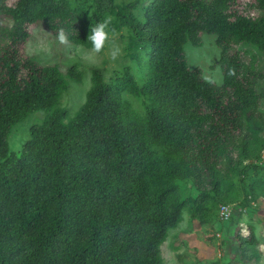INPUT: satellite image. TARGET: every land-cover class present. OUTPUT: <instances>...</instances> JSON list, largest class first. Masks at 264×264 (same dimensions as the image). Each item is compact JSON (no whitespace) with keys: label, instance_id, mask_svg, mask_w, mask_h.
<instances>
[{"label":"trees","instance_id":"16d2710c","mask_svg":"<svg viewBox=\"0 0 264 264\" xmlns=\"http://www.w3.org/2000/svg\"><path fill=\"white\" fill-rule=\"evenodd\" d=\"M251 5L264 10V0ZM110 8L113 0H97L80 15L67 0H0V264H162L160 244L182 219L178 180L192 183L197 212L208 217L216 196H230L224 187L236 143L262 168L244 121L259 103L252 78L262 75L255 56L245 63L236 47L264 51V15L245 14L240 0H152L142 20L118 10L145 51L137 60L145 79L139 85L125 66L107 82L92 68L70 116L60 97L81 71L31 59L30 28L39 22L56 37L64 29L70 42L92 47L91 28ZM203 34L215 36L220 84L188 67L184 45L200 46ZM124 92L142 97L143 114ZM36 112L43 119L11 152L12 127ZM237 238L245 256L257 255L252 228Z\"/></svg>","mask_w":264,"mask_h":264},{"label":"rangeland","instance_id":"374dc122","mask_svg":"<svg viewBox=\"0 0 264 264\" xmlns=\"http://www.w3.org/2000/svg\"><path fill=\"white\" fill-rule=\"evenodd\" d=\"M67 1L80 15L91 14L97 2ZM151 1L113 0V8L105 12L104 18H111L109 38L99 53L95 52L93 47L74 44L69 40L61 42L39 22L30 28L25 53L31 59L40 65L56 64L63 72L72 65L81 71L80 82L70 81L60 97L59 106L70 116L85 99L87 89L91 85L92 68H98L104 80L108 82L121 74L125 66H129L137 83H143L145 68L138 65L137 60L146 59L145 51L130 28L132 20L117 12L126 8L135 18L142 20L144 9ZM251 2L252 0H240L242 11L248 15H264V10L253 7ZM2 19L4 24H11L9 17L3 16ZM214 38V35L203 34L200 46L195 47L186 42L184 51L189 68H199L205 79L220 84L222 73L217 65L219 48ZM117 46L121 52L114 60L111 50ZM236 49L243 53L245 63H249L251 57L255 56V71L262 75L261 78H252L253 85L260 95L257 110L244 117L250 141L258 144L257 150L261 154L264 152V51L246 42L239 44ZM122 97L138 114L144 113L142 97L133 96L128 92H124ZM43 117L41 112L32 113L12 127L7 142L11 152H20L22 143L29 137V128L39 123ZM238 148L236 143L228 156L233 166L229 168L231 175L226 177L224 190L230 193V196L223 199L216 196L211 205L206 207L208 217H202L197 212L198 207L193 203L197 191L192 183L188 180L177 181L183 200L182 219L167 231L164 241L160 244L159 257L162 264H264V196H253L251 191V187L257 191L264 190V167H251ZM223 176L226 175L223 173ZM223 206L227 208L226 214L222 213ZM250 228L253 229L257 240V255L247 257L242 253L237 237L246 236Z\"/></svg>","mask_w":264,"mask_h":264},{"label":"clouds","instance_id":"9594fccd","mask_svg":"<svg viewBox=\"0 0 264 264\" xmlns=\"http://www.w3.org/2000/svg\"><path fill=\"white\" fill-rule=\"evenodd\" d=\"M111 18H108L102 22H98L91 28V33L88 35L87 39H89L92 43V47L95 52H101L104 47L105 43L109 38V23ZM58 39L61 42H66L68 37L65 33L64 29H60ZM121 52L120 47H113L111 50V57L112 59H116Z\"/></svg>","mask_w":264,"mask_h":264},{"label":"built area","instance_id":"2783aa9c","mask_svg":"<svg viewBox=\"0 0 264 264\" xmlns=\"http://www.w3.org/2000/svg\"><path fill=\"white\" fill-rule=\"evenodd\" d=\"M256 162H257L258 164L264 166V152L261 154L260 158H258V159L256 160ZM226 210H227L226 206H223L222 213L226 214V212H225Z\"/></svg>","mask_w":264,"mask_h":264}]
</instances>
